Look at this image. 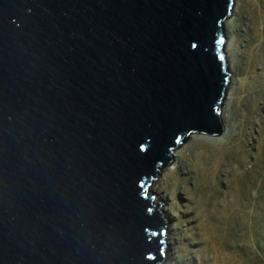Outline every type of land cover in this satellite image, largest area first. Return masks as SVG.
Returning a JSON list of instances; mask_svg holds the SVG:
<instances>
[{
  "label": "water",
  "instance_id": "1",
  "mask_svg": "<svg viewBox=\"0 0 264 264\" xmlns=\"http://www.w3.org/2000/svg\"><path fill=\"white\" fill-rule=\"evenodd\" d=\"M234 0H0V264H163L150 186L219 137Z\"/></svg>",
  "mask_w": 264,
  "mask_h": 264
},
{
  "label": "rangeland",
  "instance_id": "2",
  "mask_svg": "<svg viewBox=\"0 0 264 264\" xmlns=\"http://www.w3.org/2000/svg\"><path fill=\"white\" fill-rule=\"evenodd\" d=\"M233 13L235 22L225 34L226 49L235 50L227 89L232 88L234 99L225 98L223 103L226 133L190 135L164 167L173 168L170 176L155 185L165 200L159 201H167L168 248L163 264L168 259V264H198L204 229L232 243L223 250L228 258L235 252L234 239L240 232L248 235L242 222L253 227L255 264H264V64L258 70L262 79L256 94L239 90L253 75L247 55L258 35L264 45V0H236ZM225 201L230 209H222ZM231 213L241 217L238 228L227 225Z\"/></svg>",
  "mask_w": 264,
  "mask_h": 264
},
{
  "label": "bare ground",
  "instance_id": "3",
  "mask_svg": "<svg viewBox=\"0 0 264 264\" xmlns=\"http://www.w3.org/2000/svg\"><path fill=\"white\" fill-rule=\"evenodd\" d=\"M249 3V1H246ZM236 0H234V6H233V12H234V7H235ZM232 12L231 16L225 21L224 23V29H225V34L226 32L230 30L232 25L234 24V13ZM256 28H258L259 20L256 19ZM227 32V33H228ZM259 36V35H258ZM257 36V42L254 44V48L252 52L247 55L249 58V72L252 71L253 75L251 77V74L249 73L251 80L248 82H245V85L241 84L239 86V90H242L244 88V91L249 95V94H256V89L258 90V83L260 82V79H262V74H259V69H262L263 64H264V45L263 42L258 38ZM235 50L234 49H226V55H227V63L228 67L229 64L232 65L233 62L235 61ZM234 60V61H233ZM233 67V66H232ZM228 99H234V96L232 95V88L227 90L226 97ZM223 115V108L221 112V121L224 125L225 132L226 133V124H225V119ZM179 150L174 152V157H177ZM173 168L167 167L164 168L160 173L159 177L157 180H154L152 185L150 186V194L155 195V201H165L163 197L158 193V190L156 189L155 185L159 182H161L162 179L165 177H169ZM197 193V190H195ZM165 204H162L160 207V210L163 212V214L168 215V212L166 210V205L167 201L164 202ZM222 209L227 210L230 209L229 204L225 201L222 204ZM233 215L234 217H231ZM229 214L226 218H228L230 221L227 224L229 228L237 227L240 222V215H236L231 213ZM236 215V216H235ZM242 224L245 226V229L247 230L248 235L244 237L243 233L240 232V234L234 239L235 245L234 249L235 252L234 254L229 256L227 258L226 254L223 252V250H226L228 246H232V243H229L227 240L226 242L224 239L222 241L219 240L217 233H214L212 231H208L207 229H204L200 234H201V245L200 250H199V260L198 264H255V252H254V243H255V238H254V231L252 224L248 225V223L245 222V224L242 222ZM167 243V242H166ZM168 248V247H167ZM166 255H167V250H166ZM169 261L166 260L164 264H168L167 262Z\"/></svg>",
  "mask_w": 264,
  "mask_h": 264
}]
</instances>
